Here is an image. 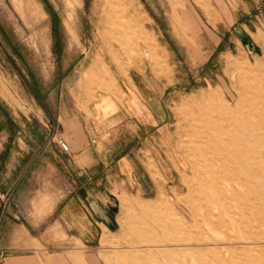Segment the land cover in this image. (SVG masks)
<instances>
[{"label": "rangeland", "instance_id": "1", "mask_svg": "<svg viewBox=\"0 0 264 264\" xmlns=\"http://www.w3.org/2000/svg\"><path fill=\"white\" fill-rule=\"evenodd\" d=\"M130 74L141 125L120 150L158 169L154 146L169 170L173 153L172 180L141 166L143 186L115 187L113 231H45L2 264H264V0H0L14 137L67 86L84 107L127 97Z\"/></svg>", "mask_w": 264, "mask_h": 264}, {"label": "crops", "instance_id": "2", "mask_svg": "<svg viewBox=\"0 0 264 264\" xmlns=\"http://www.w3.org/2000/svg\"><path fill=\"white\" fill-rule=\"evenodd\" d=\"M125 81L126 88L118 83L128 95L124 99L111 85L97 90L92 100L86 95L84 107L74 95L78 87L67 86L50 116L29 117L16 137L14 111L0 95V255L4 249L15 253L29 248L35 239L43 243L45 231H72L82 241L94 231H113L120 199L115 187L143 186L135 176L141 166L155 184L152 173L158 169L172 180V169L178 170L173 153L167 155L169 170L154 146L158 169L141 152L133 157L120 150L124 137L139 134L135 128L141 125L133 112L140 82L132 74Z\"/></svg>", "mask_w": 264, "mask_h": 264}, {"label": "built area", "instance_id": "3", "mask_svg": "<svg viewBox=\"0 0 264 264\" xmlns=\"http://www.w3.org/2000/svg\"><path fill=\"white\" fill-rule=\"evenodd\" d=\"M59 143H60V145H61L64 149H67V148H68L67 143H66V141H65L64 139H60V140H59Z\"/></svg>", "mask_w": 264, "mask_h": 264}, {"label": "bare ground", "instance_id": "4", "mask_svg": "<svg viewBox=\"0 0 264 264\" xmlns=\"http://www.w3.org/2000/svg\"><path fill=\"white\" fill-rule=\"evenodd\" d=\"M67 146H68V144H67ZM68 149V148H67Z\"/></svg>", "mask_w": 264, "mask_h": 264}]
</instances>
